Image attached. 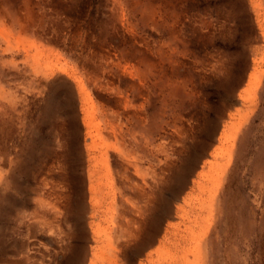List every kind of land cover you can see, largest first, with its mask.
<instances>
[{
	"label": "rangeland",
	"instance_id": "1",
	"mask_svg": "<svg viewBox=\"0 0 264 264\" xmlns=\"http://www.w3.org/2000/svg\"><path fill=\"white\" fill-rule=\"evenodd\" d=\"M0 264H264V0H0Z\"/></svg>",
	"mask_w": 264,
	"mask_h": 264
},
{
	"label": "crops",
	"instance_id": "2",
	"mask_svg": "<svg viewBox=\"0 0 264 264\" xmlns=\"http://www.w3.org/2000/svg\"><path fill=\"white\" fill-rule=\"evenodd\" d=\"M110 236H113V234H110V235H108V236H106V241H107V244H109L110 243V241H109V237ZM111 239V238H110Z\"/></svg>",
	"mask_w": 264,
	"mask_h": 264
}]
</instances>
